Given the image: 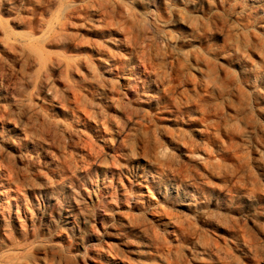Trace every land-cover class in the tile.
Segmentation results:
<instances>
[{"label":"rangeland","instance_id":"374dc122","mask_svg":"<svg viewBox=\"0 0 264 264\" xmlns=\"http://www.w3.org/2000/svg\"><path fill=\"white\" fill-rule=\"evenodd\" d=\"M0 264H264V0H0Z\"/></svg>","mask_w":264,"mask_h":264},{"label":"bare ground","instance_id":"6f19581e","mask_svg":"<svg viewBox=\"0 0 264 264\" xmlns=\"http://www.w3.org/2000/svg\"><path fill=\"white\" fill-rule=\"evenodd\" d=\"M62 27V26H61ZM65 27V26H64ZM64 27H62V28H64ZM144 182H140V184L142 185ZM146 187H148L147 186V184L145 185ZM107 198L108 199H111V200H113V196L110 194V195H108L107 196ZM130 215V214H129ZM127 218V217H126ZM85 220V219H84ZM67 223L69 224V225H71V230L73 231V230H75L77 227H76V225H75V223L73 222V220L71 219V218H68V220H67ZM85 223V222H84ZM121 233V232H120ZM119 233V234H120ZM78 245V244H77ZM130 253V252H129ZM67 263V262H66Z\"/></svg>","mask_w":264,"mask_h":264}]
</instances>
